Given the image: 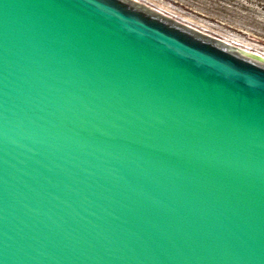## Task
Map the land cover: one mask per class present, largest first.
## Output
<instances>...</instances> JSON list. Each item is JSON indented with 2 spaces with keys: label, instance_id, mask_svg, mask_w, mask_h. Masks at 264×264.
Instances as JSON below:
<instances>
[{
  "label": "water",
  "instance_id": "95a60500",
  "mask_svg": "<svg viewBox=\"0 0 264 264\" xmlns=\"http://www.w3.org/2000/svg\"><path fill=\"white\" fill-rule=\"evenodd\" d=\"M237 50L136 0H0V264H264Z\"/></svg>",
  "mask_w": 264,
  "mask_h": 264
},
{
  "label": "rangeland",
  "instance_id": "374dc122",
  "mask_svg": "<svg viewBox=\"0 0 264 264\" xmlns=\"http://www.w3.org/2000/svg\"><path fill=\"white\" fill-rule=\"evenodd\" d=\"M200 33L264 57V0H136Z\"/></svg>",
  "mask_w": 264,
  "mask_h": 264
},
{
  "label": "bare ground",
  "instance_id": "6f19581e",
  "mask_svg": "<svg viewBox=\"0 0 264 264\" xmlns=\"http://www.w3.org/2000/svg\"><path fill=\"white\" fill-rule=\"evenodd\" d=\"M222 42L225 43V44H229L230 46H233L234 48H237V49H238L237 51H239V49H240L239 46L234 45V43L231 44V43L226 42V41H222ZM241 50H243L244 52H246V53H244V54H246V55H248V56H251V57H253V58H256V59L261 60V61L264 62V57H262L261 55H256V54L253 55L251 52H249V51L246 50V49H241Z\"/></svg>",
  "mask_w": 264,
  "mask_h": 264
}]
</instances>
